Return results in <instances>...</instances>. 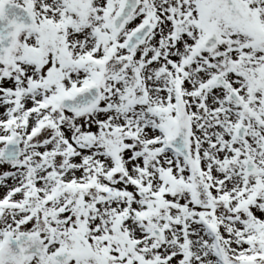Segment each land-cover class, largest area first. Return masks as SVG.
<instances>
[{"label":"snow or ice","instance_id":"6c2138e0","mask_svg":"<svg viewBox=\"0 0 264 264\" xmlns=\"http://www.w3.org/2000/svg\"><path fill=\"white\" fill-rule=\"evenodd\" d=\"M0 264H264V0H0Z\"/></svg>","mask_w":264,"mask_h":264}]
</instances>
